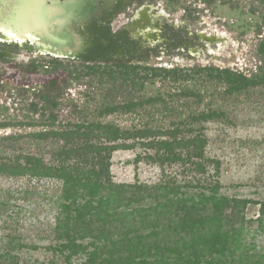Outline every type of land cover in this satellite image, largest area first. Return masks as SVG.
Listing matches in <instances>:
<instances>
[{
	"label": "trees",
	"instance_id": "1",
	"mask_svg": "<svg viewBox=\"0 0 264 264\" xmlns=\"http://www.w3.org/2000/svg\"><path fill=\"white\" fill-rule=\"evenodd\" d=\"M56 65L58 67L61 63ZM112 66L117 69L116 73L112 69L108 74L99 75L100 84L110 85L106 89V98L112 100L127 92L121 100L122 105L118 106L121 111L126 109L125 112H134L135 108L144 104L154 107L160 103L162 115L176 110L171 108L168 111L160 94L156 99L142 95L144 88L153 85L158 78L175 86L182 95L196 89V77H199V83H211L214 89L222 82L218 93L232 100L239 99L243 94L257 93L264 97V61L249 77L242 72L220 70L213 66L195 67L192 75L182 74L185 69L144 68L149 75L137 77L133 71L138 67ZM28 69L35 70L36 67ZM88 69L96 72L92 66ZM201 72H207V80L199 76ZM72 75L69 71L68 77ZM79 77L77 74L76 78ZM188 81L190 87L184 84ZM62 84L52 81L46 93L36 95L41 99V106L38 107L35 102L30 104L32 114L39 113L40 121L49 122V125L39 124L46 127L45 130L24 138L11 135L0 139V179L41 182L45 178H56L62 182L61 189L57 190L59 193L52 201L56 211L52 223L43 225L35 233L22 235L19 232V224L24 218L19 217L21 210H17L16 217L11 221L2 222L0 233L4 235L0 237V264H73V259L79 264H264V244H255L256 238L264 235V200L226 197L219 194L217 182L199 184L192 178L177 182L169 177L170 180L163 179L154 186L139 182L113 183L109 171L111 154L131 149L134 144L119 143L117 140L125 133L121 134L118 127L108 121L96 120L88 126L90 130L75 122L69 126L59 125L56 131L54 124L59 117L63 90L70 82L63 81ZM173 94L175 92H169L167 96L170 98ZM205 94L206 90L195 93L200 99ZM114 104L105 105L99 115L112 114L117 106ZM76 110L74 106L71 113ZM188 110L185 109L186 115L182 113L183 118L177 111L178 123H171L164 129L156 126V130L148 122L141 125V114L136 113L139 123L134 126L138 138L135 144L155 150L153 155L143 153L141 157L138 154L136 160L146 157L158 163L159 167L179 161L180 166H184L183 174H202L204 167L197 161L198 158L202 160L205 144L200 123L216 119L220 110L207 105L200 111ZM185 119L189 121L184 122ZM37 124L27 125L35 127ZM151 136L162 138L145 142V138ZM52 138L56 139V146L52 149L56 163H44L35 151L44 145L52 146ZM189 148L193 149V154L183 155V158L173 152ZM72 153L80 154L79 157L84 160L81 165L79 159L70 161ZM86 153L90 154L88 160L85 159ZM192 182L196 185L190 184ZM185 188L203 189L208 193L187 195L181 193ZM31 189L35 190L27 185L25 195ZM146 201H150L148 206L143 205ZM249 206H258V215L247 219L245 211ZM9 207L0 205V210L5 212ZM254 225L256 228L253 229ZM33 237L47 241V245L40 248L32 242ZM41 249L51 254V258L38 262L29 257L27 259L22 253Z\"/></svg>",
	"mask_w": 264,
	"mask_h": 264
},
{
	"label": "rangeland",
	"instance_id": "2",
	"mask_svg": "<svg viewBox=\"0 0 264 264\" xmlns=\"http://www.w3.org/2000/svg\"><path fill=\"white\" fill-rule=\"evenodd\" d=\"M256 5V4H255ZM249 3L246 2H234L233 8L218 7L216 13L229 22L234 23L231 34L235 40L233 53L235 59L230 61L221 62H203V61H187L181 62V66L184 67L182 74L192 75V71L195 67L203 68L204 66H213L220 70L228 69L230 72H242L245 77H249L251 73L256 71L260 61L257 60L255 47L257 41L250 43L251 37H256L254 34V25L259 21L255 16H251L247 11ZM65 14V13H63ZM44 9L39 11L41 17V24L44 22ZM38 16L36 14L35 19ZM45 19H47L45 17ZM249 23V24H248ZM248 24V27L245 25ZM250 25V27H249ZM244 33L241 38L240 34ZM48 35V34H47ZM49 37V36H48ZM54 38V37H53ZM240 39V42H236ZM57 42H63V35H57ZM242 42V43H241ZM237 44V45H236ZM224 54L226 52L223 51ZM153 64V63H151ZM45 65V63L43 64ZM195 65V66H193ZM198 65V66H197ZM91 65H84L80 63L68 64L62 62L58 67L48 68L50 71L48 74L38 72V74H20L12 68L2 72L0 79L4 91L0 94V139L2 137L11 135H21L26 137L30 134L39 133L41 130H45L44 127L39 124H47L48 121L41 120L38 114H32L30 104L36 102L37 99L31 94L25 96V98H12L9 97L8 91L14 87H22L29 89H40L43 84L49 79L56 77L58 80L65 79L70 82V85L63 90L62 105L60 106L59 117L54 124V129L59 130V125L69 126L78 122L83 124V129L90 130L89 125L94 124L95 121L101 120L103 122H112L120 130L122 136L117 140L125 142V145H132L131 149L117 150L111 154L110 157V176L113 183L117 184H133L139 182L154 186L160 183L161 180H170L169 177L175 181H190L192 178L195 182L214 183L217 182L220 186L219 194L226 197H234L236 199H249L252 201L264 200V97L263 94L254 95L249 94L239 96V99H229L227 95L218 93L223 84L220 82L217 89H214V85L211 83L203 82L199 83L196 77V89L193 91L188 90L185 95L180 94L175 89V86L169 84L167 81L161 82L159 78L154 81L153 85H148L144 88L142 95L155 97L158 94L162 96V99L167 104L168 111L172 110L167 115H162V103L150 107L148 104H144L141 108H135L134 112H125L126 109H121L118 106L122 105V99L127 95L125 92L123 95L116 97L113 100L106 98V89L110 88V85L100 84V77L102 74H108L110 70L116 73V68L106 65H92L95 73H92L88 69ZM72 72L71 77H67L66 72ZM137 77H144L145 74L149 75V71L143 69H137L135 71ZM79 74L80 77L76 78ZM75 75V76H74ZM100 75V77H99ZM200 77L207 80V72H201ZM190 87V82L184 83ZM189 84V85H188ZM63 85V84H61ZM88 85H90L88 87ZM225 85H223L224 87ZM6 87V88H5ZM129 90V89H127ZM126 90V91H127ZM199 90L203 93L206 90L203 99L198 98L195 93ZM33 91V90H31ZM169 92H175L172 97H168ZM12 93V92H10ZM114 102L117 106L112 114L106 116H100L102 108L105 105ZM114 104V105H115ZM207 105L210 108H217L220 110L219 117L213 120H207L201 122L203 129L200 131L205 139V144L202 149V160L198 158V162L204 167L202 174L190 173L188 175L183 174V165L177 161L171 164H164L159 167V164L151 161L148 158H142L139 161L136 160L138 154L143 157V153L153 155L155 150L147 149L144 145L135 144L137 142L136 132L134 126L139 122L143 125L144 122L156 130V126L161 129L167 128L171 123H178V112L181 113V118L184 117L185 109L189 111H200ZM40 106V104H39ZM76 107V112L71 113L72 109ZM178 111V112H177ZM141 114V120L135 118V114ZM184 113V115L182 114ZM189 121L185 119L184 122ZM38 123L35 127H29L27 124ZM102 122V123H103ZM104 124V123H103ZM95 129V128H94ZM128 129L129 131H124ZM95 131V130H94ZM160 131V130H159ZM162 133V132H161ZM185 133V132H184ZM14 136V137H15ZM126 137H128L126 139ZM151 136L148 139L158 140L162 136ZM159 137V138H158ZM20 140V139H19ZM53 140V141H52ZM52 146L44 145L38 151H35L41 161L44 163H56L54 156H52V149L56 146V139L52 138ZM132 147V146H131ZM39 152V153H38ZM174 153L177 156L182 157L186 154H193V149H175ZM55 153V152H54ZM88 153V152H87ZM86 153L85 159H90V154ZM80 154H70V161L79 159L78 163L84 161L79 157ZM183 158V157H182ZM85 169V168H80ZM190 184L196 185L192 182ZM28 187H34L35 190L26 194L24 191ZM62 182H59L56 178H45L41 182L36 180L26 181L24 179H0V205L10 206L8 210H0V225L3 221H11L16 217L17 210H21L19 217H24L19 224V232L22 235L35 233L34 231L42 228L47 223H52L56 211L53 208L52 201L56 198L58 188L61 189ZM194 189V190H193ZM182 189L181 193L185 192L187 195L202 192L207 194V190L203 189ZM23 197H27L26 200ZM186 197V196H185ZM38 204V206H36ZM150 201H146L143 205L148 206ZM1 209V208H0ZM37 209V210H36ZM10 210V211H9ZM36 217L34 216V214ZM258 215V206H249L245 211L246 218L256 217ZM256 225L253 226V229ZM4 233H0L2 237ZM29 242V241H28ZM32 242L35 245L43 248L47 245V241H41L33 237ZM255 244L261 246L264 244V235L256 238ZM259 250V248L257 249ZM24 256L29 257L32 260L38 262L44 261L45 258H51V254L41 250L36 251H23ZM28 259V258H27ZM73 264L77 263L76 259H73Z\"/></svg>",
	"mask_w": 264,
	"mask_h": 264
},
{
	"label": "flooded vegetation",
	"instance_id": "3",
	"mask_svg": "<svg viewBox=\"0 0 264 264\" xmlns=\"http://www.w3.org/2000/svg\"><path fill=\"white\" fill-rule=\"evenodd\" d=\"M242 1L249 3L246 12L259 20L253 27L256 37L249 39L250 43L257 41L256 61H264V0H46L45 6L51 11L61 10L71 19L75 17L66 23L69 50L53 54L42 49V43L20 40L14 34L9 38V32L0 29V75L11 68L22 75L48 74V68L62 62L171 71L183 70L181 62L230 61L235 59V40L229 36L234 23L222 20L216 10L225 6L231 9L234 2ZM54 18L50 37L56 35L59 23L58 16ZM33 66L35 70L28 69ZM52 81L61 85L68 80L48 78L40 89L14 87L8 94L18 100L29 94L36 97L46 93ZM3 91L0 79V94ZM36 99L40 107L41 99Z\"/></svg>",
	"mask_w": 264,
	"mask_h": 264
},
{
	"label": "water",
	"instance_id": "4",
	"mask_svg": "<svg viewBox=\"0 0 264 264\" xmlns=\"http://www.w3.org/2000/svg\"><path fill=\"white\" fill-rule=\"evenodd\" d=\"M45 3L46 0H0V29L14 34L20 40L42 43V49L50 53L63 54V51H68L71 46V44H65L68 31L66 23L73 21L75 17L71 19L69 13L67 14L61 10L55 13L49 7H46ZM42 8L44 9V16L47 18L44 17L43 24H41V17L39 16V11ZM36 14L37 19H35ZM56 15L59 23L56 24V35L53 38L49 35V28L55 25L54 16ZM57 35H63L64 43L56 41Z\"/></svg>",
	"mask_w": 264,
	"mask_h": 264
},
{
	"label": "bare ground",
	"instance_id": "5",
	"mask_svg": "<svg viewBox=\"0 0 264 264\" xmlns=\"http://www.w3.org/2000/svg\"><path fill=\"white\" fill-rule=\"evenodd\" d=\"M68 29H70V28H68ZM11 35L12 34H10V33H7V36L10 38L11 37ZM13 37V36H12ZM7 39V38H6Z\"/></svg>",
	"mask_w": 264,
	"mask_h": 264
}]
</instances>
